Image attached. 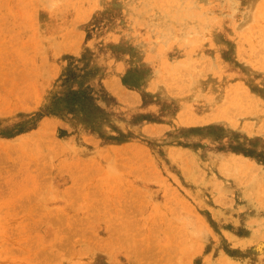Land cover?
<instances>
[{
  "label": "rangeland",
  "instance_id": "374dc122",
  "mask_svg": "<svg viewBox=\"0 0 264 264\" xmlns=\"http://www.w3.org/2000/svg\"><path fill=\"white\" fill-rule=\"evenodd\" d=\"M0 264H264V0H0Z\"/></svg>",
  "mask_w": 264,
  "mask_h": 264
},
{
  "label": "bare ground",
  "instance_id": "6f19581e",
  "mask_svg": "<svg viewBox=\"0 0 264 264\" xmlns=\"http://www.w3.org/2000/svg\"><path fill=\"white\" fill-rule=\"evenodd\" d=\"M261 2V1H260ZM260 5V4H259ZM259 7V6H258ZM258 11V10H257ZM252 12H254V11H252ZM255 15V14H254ZM177 18V17H176ZM180 18V17H179ZM180 21V20H179ZM180 30V29H179Z\"/></svg>",
  "mask_w": 264,
  "mask_h": 264
}]
</instances>
